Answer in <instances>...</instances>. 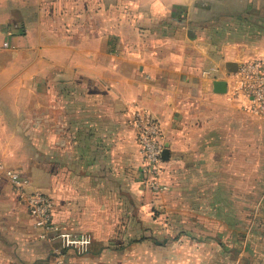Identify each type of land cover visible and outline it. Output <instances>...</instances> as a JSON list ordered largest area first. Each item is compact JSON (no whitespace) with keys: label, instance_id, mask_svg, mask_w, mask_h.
Wrapping results in <instances>:
<instances>
[{"label":"crops","instance_id":"1","mask_svg":"<svg viewBox=\"0 0 264 264\" xmlns=\"http://www.w3.org/2000/svg\"><path fill=\"white\" fill-rule=\"evenodd\" d=\"M254 60H264V0H0V160L90 239L64 264H171L155 261L171 246L149 243L155 205L213 144L228 148L222 126L248 118L239 66ZM138 110L162 126L170 198L143 184ZM39 236L0 182V264H56L60 244Z\"/></svg>","mask_w":264,"mask_h":264},{"label":"rangeland","instance_id":"2","mask_svg":"<svg viewBox=\"0 0 264 264\" xmlns=\"http://www.w3.org/2000/svg\"><path fill=\"white\" fill-rule=\"evenodd\" d=\"M244 111L248 118L238 114L233 126H222L228 148L213 144L182 177V190L170 198L169 188L170 200L155 205L157 233L149 243L171 246L155 261L264 264V116Z\"/></svg>","mask_w":264,"mask_h":264},{"label":"built area","instance_id":"3","mask_svg":"<svg viewBox=\"0 0 264 264\" xmlns=\"http://www.w3.org/2000/svg\"><path fill=\"white\" fill-rule=\"evenodd\" d=\"M8 42L4 47L8 48ZM235 96L245 101V108L253 114L264 116V60L242 63L238 70ZM131 126L135 131L136 145L142 158L143 184L146 188L164 193L169 186L164 182L165 149L163 129L146 110L134 113ZM0 182L9 183L19 200L26 206L35 227L40 230V238L50 243H59L55 250L56 264H64L65 252H86L90 239L82 231L67 230L55 220L56 204L52 197L37 190L32 180L24 173L8 168L0 160Z\"/></svg>","mask_w":264,"mask_h":264},{"label":"water","instance_id":"4","mask_svg":"<svg viewBox=\"0 0 264 264\" xmlns=\"http://www.w3.org/2000/svg\"><path fill=\"white\" fill-rule=\"evenodd\" d=\"M216 86L218 88V92L222 93V92H224L223 87L226 86V83H224V82H218L216 84ZM169 159H170V152H169V150L167 148H165L164 149V152L162 154V160H163V162H168ZM157 243L158 244H161L160 242H157Z\"/></svg>","mask_w":264,"mask_h":264}]
</instances>
